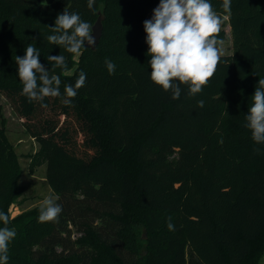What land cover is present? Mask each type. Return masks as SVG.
I'll return each mask as SVG.
<instances>
[{"label": "trees", "instance_id": "1", "mask_svg": "<svg viewBox=\"0 0 264 264\" xmlns=\"http://www.w3.org/2000/svg\"><path fill=\"white\" fill-rule=\"evenodd\" d=\"M159 2L95 0L89 9L87 0H0V94L40 145L47 183L63 208L57 222H39L40 209L11 217L19 193L8 177L17 160L0 128V211L17 233L8 264H258L262 258L264 144L252 140L245 117L264 79V0H231L230 13L223 0H210L228 18L233 52L221 56L201 93L191 96L181 85L178 100L150 79L143 22ZM65 8L93 25L102 11L95 51L85 45L77 58L47 40ZM218 38H225L223 30ZM29 44L60 77L61 96L29 102L21 94L15 58ZM60 54L67 71L48 60ZM106 59L115 63L114 74ZM81 71L86 84L66 105L64 87L74 86Z\"/></svg>", "mask_w": 264, "mask_h": 264}, {"label": "clouds", "instance_id": "2", "mask_svg": "<svg viewBox=\"0 0 264 264\" xmlns=\"http://www.w3.org/2000/svg\"><path fill=\"white\" fill-rule=\"evenodd\" d=\"M95 0H87L89 9L94 7ZM222 8L225 13L231 11V0H223ZM218 13L210 0H160L153 9L151 19L143 22L148 45L147 55L151 57V81L161 86L165 92L172 93V99L181 96V85L189 90V95L195 96L203 91L221 61L223 40L218 38L222 24L226 19ZM56 34L49 35L47 40L58 46H63L67 53L74 57L82 55L85 42L89 46L96 44L93 35V24L82 20L76 12L66 8L55 19L51 27ZM54 62V67L67 71L68 64L64 55L48 56ZM18 65L17 75L21 81L22 95L29 102L43 101L46 97H59L61 79L51 74L40 62V53L32 44L27 45L25 54L16 56ZM105 65L109 74H114L116 65L106 59ZM86 73L81 71L75 85L64 87L63 103L71 104L78 94V89L86 84ZM251 105L246 115L245 127L251 131V138L256 144H264V79H259L258 85L251 97ZM204 101L197 102L198 107H204ZM42 107H47L42 104ZM58 198L46 197L40 206L38 221L57 222L63 208L56 202ZM0 222L5 227L0 228V264H8L9 243L16 237V230L7 227L9 216L0 211ZM169 230L174 225L169 217Z\"/></svg>", "mask_w": 264, "mask_h": 264}, {"label": "rangeland", "instance_id": "3", "mask_svg": "<svg viewBox=\"0 0 264 264\" xmlns=\"http://www.w3.org/2000/svg\"><path fill=\"white\" fill-rule=\"evenodd\" d=\"M152 15L153 11L148 15L147 20L151 19ZM222 30L225 33V38L223 45L220 46L221 56H228L233 52V43L227 18L222 24ZM143 39L148 48L146 33ZM237 80L238 75H236L235 81L237 82ZM0 128L5 130L17 160V170L8 177V181H14L19 193L11 207V217L40 209L41 203L46 197L58 198V195L47 183V165L43 160L40 145L25 131L22 120L19 119L9 101L2 94H0ZM140 234L144 239L147 238L143 233ZM258 264H264V254Z\"/></svg>", "mask_w": 264, "mask_h": 264}, {"label": "water", "instance_id": "4", "mask_svg": "<svg viewBox=\"0 0 264 264\" xmlns=\"http://www.w3.org/2000/svg\"><path fill=\"white\" fill-rule=\"evenodd\" d=\"M55 0H46V3H52ZM99 16L96 20V22L93 25V35L96 38V44L94 46H89L87 42L85 43L86 47L95 51L101 41V38L103 36V21H104V16L101 11H99Z\"/></svg>", "mask_w": 264, "mask_h": 264}, {"label": "crops", "instance_id": "5", "mask_svg": "<svg viewBox=\"0 0 264 264\" xmlns=\"http://www.w3.org/2000/svg\"><path fill=\"white\" fill-rule=\"evenodd\" d=\"M228 19V18H227ZM230 27V26H229ZM231 29V28H230Z\"/></svg>", "mask_w": 264, "mask_h": 264}]
</instances>
